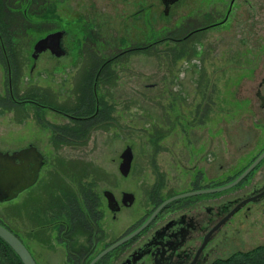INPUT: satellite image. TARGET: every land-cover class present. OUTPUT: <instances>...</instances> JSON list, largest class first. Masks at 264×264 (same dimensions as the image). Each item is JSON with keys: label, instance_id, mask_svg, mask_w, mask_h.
Returning <instances> with one entry per match:
<instances>
[{"label": "rangeland", "instance_id": "rangeland-1", "mask_svg": "<svg viewBox=\"0 0 264 264\" xmlns=\"http://www.w3.org/2000/svg\"><path fill=\"white\" fill-rule=\"evenodd\" d=\"M227 1L182 0L164 15L160 0H149L150 10L137 13H132L138 6L135 0H32L25 11L27 14L21 12L18 5L21 0H2V18L15 17L6 30L10 45H15L16 49L12 56L19 62L12 72V88L17 97L33 91L46 95H42L45 101L56 106L65 102L68 110L73 105L85 108L92 90L84 78L86 63L89 65L93 60L122 51L108 65L106 82L101 80L96 87L97 95L102 98L101 105H108L105 110L108 114L100 119L101 123L91 126L87 123L90 136L84 143L58 145L54 144V138L46 139L51 133L50 125L54 124L55 132L56 127L63 131L68 139L65 122H70L71 117L68 120L67 115L46 108L40 109L38 121L33 110L28 115L19 114L20 109L11 106L6 98L7 70L0 58V147L17 146L34 138L45 155L39 184L23 189L18 196L0 200V219L23 237L40 264H60L64 247L55 235L44 241L54 249H47L49 246L46 248L38 242L31 231L34 214L33 208H29L37 198L48 197L51 190L56 191V186L72 187V178L68 175L75 176L74 165H96L104 175L108 170L116 179L118 152L125 142H131L137 156L141 154L139 170L147 160L143 151L153 148L148 144L157 141L146 140V134L157 133L158 136L156 128L166 126V117L171 119L167 122L174 125H168L170 129L158 139L161 147L157 153L162 164L179 150L183 141L186 144L185 134L194 137L193 145L187 148L201 147L199 143H206L209 134H215L214 141H223V133L228 130L233 141L249 138L250 133L243 124L247 123L250 128L249 124L255 123L250 121L251 109L237 105L235 99L238 100L239 90L254 84L259 75L253 70L246 75L243 65L245 59L264 56V0H250L252 3L235 0L229 16L224 21L217 20L224 15ZM29 15L36 18L28 19ZM213 19L217 23L210 26ZM200 25L202 28L182 44L180 36ZM59 26L67 27L72 33L73 38L67 42L68 51L55 55L44 49L32 57V39ZM143 40L156 41L146 49L131 47ZM257 68L264 72V63ZM207 117L215 120L208 125ZM180 118H189V122L195 118L199 124L187 127L185 120H178ZM197 118L205 119L200 123ZM219 122L221 129H218ZM182 126L187 129L181 130ZM81 138L79 135L78 139ZM257 140L258 137L254 138V142ZM166 143L172 150L164 149ZM132 175L137 182V172ZM117 179L116 190L134 185L130 175ZM106 183L104 178L98 180V185ZM137 185L139 189L142 186L138 182ZM243 216L240 217L243 219ZM225 226L228 231L223 230ZM222 228L210 241V261L264 242V203L260 209L249 213L246 220L227 221Z\"/></svg>", "mask_w": 264, "mask_h": 264}, {"label": "flooded vegetation", "instance_id": "flooded-vegetation-1", "mask_svg": "<svg viewBox=\"0 0 264 264\" xmlns=\"http://www.w3.org/2000/svg\"><path fill=\"white\" fill-rule=\"evenodd\" d=\"M138 1L135 0V3H138ZM160 1L163 5L162 13L164 12L165 14H163L166 15V12L170 11L172 5L182 0ZM234 2L235 0L227 1L224 15L217 20L224 21L229 16ZM245 2L252 3L250 0H245ZM140 10H150L149 0H140L137 8L132 13L140 12ZM217 20H211L210 26L217 23ZM202 26L192 27L185 33L196 32ZM55 28L63 29L61 41L65 52H67V42L73 38L71 36L72 33L65 26ZM48 30L50 29L45 30L32 39L31 50L35 39ZM78 36L80 35L78 34ZM140 42L131 47L146 49L152 43L151 40ZM118 53H122V51ZM118 53L109 56H118ZM107 58H103V60ZM249 60H244L243 69L245 70V74L247 75L253 70L259 75L254 84L244 86V90L240 89L237 95L238 100L235 99L237 105H240L242 108L251 109L253 119L251 118L250 121H255V123L249 124L250 128L247 123L243 124L244 129L246 131L248 129L250 133L249 138L245 137L244 139L233 141L229 138L230 131L226 130L227 132L223 133V141H214L213 135L215 134H209L210 139L206 143H199L201 147L187 148L189 144L193 145L194 137L193 134H185L187 137L184 139L187 145L183 141L179 146V150L175 151L169 160L162 164L157 153L161 147V142L158 139L170 129L168 125L172 127L174 125L172 122H167L171 119L166 117L167 119H164L166 126L160 129L156 128L159 132L158 136L157 133L146 134L148 137L146 140L157 141L148 144V146H153V148L143 151L147 155V160L146 164L139 166V170L137 169V164L138 156L141 154L138 153L137 156L135 147L131 142H125L118 152L117 170L119 171V175L115 176L116 179H114L108 170H105L104 175V172L98 170L96 165H74L75 167L69 165L75 169L72 172L76 171V173L75 176H70L68 173V178L70 179L71 177L73 179H70L71 185L75 192L79 194L78 206L74 208L73 221L70 223V227L72 228H68V222H65L61 217L57 228L54 222L55 205L53 204V198H49V196H45L46 199L39 197L29 208V210L33 208L34 214L31 231L39 239L38 242L45 247L49 246V242L44 241L50 240L49 237L55 235L56 240L62 242L64 247V259L60 264H89L92 258L110 245L111 242L129 233L139 224L146 221L135 232L96 258L92 264H209L210 241L214 234L222 228L225 222L234 219H240L242 222L243 219H247L249 213L256 211L258 208L260 209L263 205L264 154L235 182L217 190H203L175 196L163 203L151 217L148 218V216L160 201L174 193L221 185L231 181L264 149V72L259 71L257 68L258 65L261 66L264 63V56H259V58L253 57ZM6 70L7 92L5 95L10 100L11 106H16L20 109L19 114L23 115L25 113L28 115L33 110L35 112V119L37 120V118L41 117L40 109L46 108L47 110L53 109L67 115L68 120L69 117L78 116L63 109L66 107L65 102L57 103L56 106L49 101H45V98L42 96L44 94L38 92L28 91L26 94L17 97L11 84L10 68ZM93 90L95 93L97 92L95 84L93 85ZM96 98H98V95H96ZM29 105H31V109H29ZM81 117L85 116L82 115ZM204 119L197 118L199 122ZM178 120H185L187 127L199 124L195 122V118H191L192 122H189V118H180ZM211 120H215V118H206L208 125H210ZM72 122V120L65 122L67 124L65 135L69 131L67 136L71 137L72 135V138H75L76 136L71 133L73 131L70 130V125H73ZM177 123L182 125V122ZM53 125H50V135L46 136V139L49 141L54 137L60 136V134L55 133ZM187 127L182 126L179 128L183 130L187 129ZM218 129H221V123ZM89 136L90 132L87 133L84 141ZM256 137H258V140L254 142V138ZM84 141L80 140V143H84ZM126 144L131 146L132 156L127 172L123 173L119 168L121 160L120 152ZM34 145L42 153V163L39 167L37 178L30 185L18 190L15 196H18L23 189L32 186V184H39L40 169L45 161L44 151L34 138H30L17 146L0 147L1 150L10 153L13 150L24 147L22 148L24 150L20 151V155L14 157L15 161H20L21 158L28 159L30 157ZM185 145V150H182L181 147ZM205 146L206 149L202 148ZM164 149L172 150L169 143L164 145ZM14 160L5 159L3 160V164ZM0 164H2L1 160ZM1 167L0 165V174H3L4 171ZM133 172H137L138 174L137 182L142 184L140 189L135 177L132 175ZM128 175H130L134 185L129 183L132 186H123L116 190V186L119 183L118 176L126 177ZM78 178L81 180L85 179V181L82 183ZM103 178L108 184L98 185V180H102ZM83 184L90 186L88 192L81 188ZM106 188L111 190L110 192L113 195V198L110 199L111 203H109V198L105 193ZM86 193L92 199L90 207L85 204ZM10 198L12 197L0 198V200ZM83 203L85 215L80 214ZM242 214H244L243 219L240 217ZM215 224L216 226L210 231V228ZM223 230L228 231L229 228L225 226ZM17 235L24 241L21 235L18 233ZM24 244L26 245L25 241ZM49 248H53V246L51 245L47 249ZM30 252L36 263L40 264L35 254L31 250Z\"/></svg>", "mask_w": 264, "mask_h": 264}, {"label": "trees", "instance_id": "trees-1", "mask_svg": "<svg viewBox=\"0 0 264 264\" xmlns=\"http://www.w3.org/2000/svg\"><path fill=\"white\" fill-rule=\"evenodd\" d=\"M32 0H21V2L18 5H21V12L27 14L25 11L27 7L30 5ZM14 4L17 5V2L15 1ZM2 7L3 3L2 0H0V58L3 60L6 69L10 68L11 71V84L13 85V75L12 72L14 68L19 64L17 60L14 59V56L12 54L14 53L15 45H10L11 42L8 39V32L6 30L8 23L14 19V15H10L6 19L2 18ZM23 7V9H22ZM14 13L16 10H13ZM36 16V15H35ZM33 15L27 16L28 19H35L36 17ZM193 33V32H192ZM190 33H184L180 36L179 40L182 41V44L184 41L192 34ZM156 40L152 41L154 43ZM151 43V44H152ZM13 44V43H12ZM19 47V46H18ZM119 55L121 53H118ZM118 56H110L109 58L103 60V58H99V61L93 60L90 62L92 63L93 66L90 64L87 65L86 63V69L84 72V78L86 79L87 85L92 87L91 90V97L86 100L87 105L85 108H78L77 105H73L71 109H65L68 110L71 113H75L74 116L71 117L72 126L71 129L75 130L74 132H71L73 135H75V138L69 137L68 139L64 138V132L59 131L58 128L56 127L57 131L55 132L56 134H60L58 137H54L53 142L55 145H58L61 142H80V139H78L79 135H82L81 140H85L87 133H89V128L93 124L95 125L100 122V119L104 118L108 113L105 111L108 107V105L102 103V98L99 95L98 98H96V93L93 90V85L95 83V87L98 86L99 81L104 80L106 82V75L108 72V65L115 60ZM125 57V56H122ZM91 66V67H89ZM88 71V72H86ZM98 101H97V100ZM85 109V110H84ZM81 110H83L81 112ZM84 115L85 117H81ZM90 126L88 127V123ZM56 125V124H55ZM55 129V127H53ZM65 131V130H64ZM72 138V139H71ZM57 141V142H55ZM58 178V177H57ZM56 178V179H57ZM80 182L83 183L85 179L81 180L78 178ZM82 185V184H81ZM84 190L88 192L90 189V186L83 184L81 186ZM71 190V191H70ZM77 192H75L74 188H67L62 187V186H56V191L51 190L49 192L50 198H53V204L55 205V218L54 222L56 227L58 228V223L61 221L60 217L65 221L68 222V228L70 227V223L73 221V216H74V208L78 206L77 204V198H78ZM86 198H85V204L88 205L89 207L91 206L92 199L91 196L86 193ZM84 208V203L82 204V211L80 214L85 215V212L83 210ZM0 222L8 226L4 221L0 219ZM64 224V223H62ZM11 230H13L10 226H8ZM60 229V227H59ZM16 232L15 230H13ZM2 260V262H1ZM0 264H22L20 259L18 258L17 254L13 251V249L9 246L8 242L5 241L1 236H0ZM209 264H264V242H260V244H257L249 249L246 250H235L228 254L225 257H216L213 260L210 261Z\"/></svg>", "mask_w": 264, "mask_h": 264}, {"label": "water", "instance_id": "water-1", "mask_svg": "<svg viewBox=\"0 0 264 264\" xmlns=\"http://www.w3.org/2000/svg\"><path fill=\"white\" fill-rule=\"evenodd\" d=\"M63 34L62 28H54L48 30L43 35H40L37 37L32 45L31 55L32 57H36L38 52L48 48L51 53L55 55H61L65 52V48L62 45L61 37ZM24 148V147H22ZM18 149L13 150L11 153L8 151H3L0 149V160L2 161V164H0L2 167L1 169L4 171L3 174H0V198H9L16 195L17 191L21 188H24L28 185H30L34 180H36L38 175L39 167L42 163V153L41 151L34 145V149L31 152L32 154L28 159L21 158L20 161H15L14 157L16 155H20V151L24 149ZM264 154V149L258 154V156L241 172L239 173L234 179L231 181L206 187V188H199L194 190H187L182 192L174 193L167 198H164L162 201H160L157 206L153 209V211L148 216L151 217L155 211L167 200L179 196L181 194H186L189 192H196V191H203V190H217L221 189L236 180H238L247 170L248 168L259 158L261 155ZM121 160L119 162V168L120 170L125 173L128 170L130 159L132 156V150L131 146L129 144H126V146L121 150L120 152ZM5 159H13L12 162H5L3 164V160ZM9 165V166H8ZM111 190L105 189V193L107 194L109 198V203H111L110 199L113 198ZM234 208V207H233ZM232 208V209H233ZM221 220V219H220ZM146 222V221H145ZM145 222H142L139 224L135 229L130 231L129 233L125 234L124 236L118 238L117 240L111 242L110 245L102 249L100 252H98L90 261L89 264H92V262L101 256L105 251L112 248L116 244H118L119 241L123 240L133 232H135L137 229H139L141 226L144 225ZM217 224V223H216ZM213 225L210 228V231L216 226ZM0 236L8 242L9 246L13 249V251L17 254L18 258L22 262V264H37L33 255L31 254L30 250L27 248V246L24 244V241L17 235L16 232L11 230L8 226L0 222ZM206 236V234H205ZM205 238V237H204ZM205 240V239H204Z\"/></svg>", "mask_w": 264, "mask_h": 264}]
</instances>
